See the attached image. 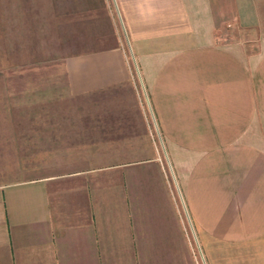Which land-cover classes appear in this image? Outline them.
<instances>
[{"label": "crops", "instance_id": "0c3cea01", "mask_svg": "<svg viewBox=\"0 0 264 264\" xmlns=\"http://www.w3.org/2000/svg\"><path fill=\"white\" fill-rule=\"evenodd\" d=\"M44 3L0 0V264H264V0Z\"/></svg>", "mask_w": 264, "mask_h": 264}, {"label": "rangeland", "instance_id": "374dc122", "mask_svg": "<svg viewBox=\"0 0 264 264\" xmlns=\"http://www.w3.org/2000/svg\"><path fill=\"white\" fill-rule=\"evenodd\" d=\"M46 0H40V9L43 11L44 7H45V3ZM46 20H44L45 22ZM53 47V43L49 40L48 43L47 42H43L42 43H39V51H40V55L43 56L44 54H46V52L48 53L49 52V49L51 50ZM56 47H60V44H56ZM45 52H44V51ZM47 50V51H46ZM43 58V57H42ZM52 58V57H51ZM56 59L60 58V53L57 52V55L54 57ZM43 60V59H42ZM53 68L50 67V68H41V70H39L38 72H32L31 70H28V69H24L21 71L20 74H24V75H34L36 77H42V76H49L50 79L53 80V82H55L57 84V89H54L52 90L51 92V99L53 100L55 98L56 102H57V105L59 106L61 103H64V101L61 99V93H62V90L60 88V83H63V78L62 76L59 74H54L52 72ZM35 71V70H33ZM15 74V73H13ZM17 74V73H16ZM15 74V75H16ZM57 75V76H56ZM49 79V80H50ZM51 80V84H49V81L48 82H44L45 83V86H55L53 85L54 83L52 82ZM52 94H56V96L53 98V95ZM96 97V94H94L93 96H87V97H73V99L71 101H69L68 99L66 100L67 101V106H72V107H91V108H95L97 107V100L95 99Z\"/></svg>", "mask_w": 264, "mask_h": 264}]
</instances>
